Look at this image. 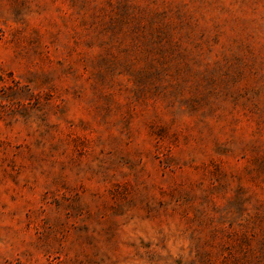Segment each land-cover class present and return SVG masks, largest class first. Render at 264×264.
Wrapping results in <instances>:
<instances>
[{"label":"rangeland","instance_id":"374dc122","mask_svg":"<svg viewBox=\"0 0 264 264\" xmlns=\"http://www.w3.org/2000/svg\"><path fill=\"white\" fill-rule=\"evenodd\" d=\"M0 264H264V0H0Z\"/></svg>","mask_w":264,"mask_h":264}]
</instances>
